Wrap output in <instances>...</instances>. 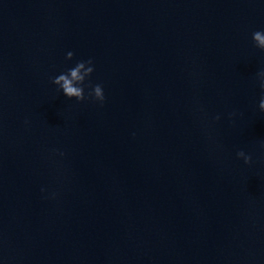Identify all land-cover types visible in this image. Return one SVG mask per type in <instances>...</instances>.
I'll return each instance as SVG.
<instances>
[{
  "label": "water",
  "instance_id": "1",
  "mask_svg": "<svg viewBox=\"0 0 264 264\" xmlns=\"http://www.w3.org/2000/svg\"><path fill=\"white\" fill-rule=\"evenodd\" d=\"M256 30L264 0H0V264H264ZM89 58L103 104L52 83Z\"/></svg>",
  "mask_w": 264,
  "mask_h": 264
},
{
  "label": "clouds",
  "instance_id": "2",
  "mask_svg": "<svg viewBox=\"0 0 264 264\" xmlns=\"http://www.w3.org/2000/svg\"><path fill=\"white\" fill-rule=\"evenodd\" d=\"M252 41L256 48L264 51V30L253 31ZM73 56V51H68L66 53V59L68 60H71ZM94 70L95 64L92 58L79 60L74 66L55 75L52 78V83L57 87L58 91L62 92L69 99L75 98L77 101L90 99L94 102L103 104L106 99L103 85L100 83H96L95 85L85 84V81L91 76ZM257 78L260 88L264 90V70L257 73ZM86 87H88L87 94L85 93ZM258 108L261 112H264V92H262L260 96ZM232 115H235V113ZM219 118V116L216 117V119ZM25 123L27 124L28 121L26 120ZM60 155L62 156L63 153L61 152ZM237 156L242 158L245 164H250L252 162V156L244 150L238 151ZM41 190L44 191V189Z\"/></svg>",
  "mask_w": 264,
  "mask_h": 264
}]
</instances>
